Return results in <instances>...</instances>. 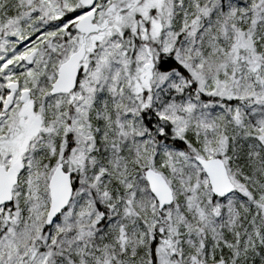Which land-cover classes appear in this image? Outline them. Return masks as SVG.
Masks as SVG:
<instances>
[{"label":"snow or ice","instance_id":"6c2138e0","mask_svg":"<svg viewBox=\"0 0 264 264\" xmlns=\"http://www.w3.org/2000/svg\"><path fill=\"white\" fill-rule=\"evenodd\" d=\"M0 264H264V0H0Z\"/></svg>","mask_w":264,"mask_h":264}]
</instances>
